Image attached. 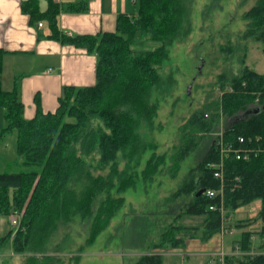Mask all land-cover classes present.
I'll return each mask as SVG.
<instances>
[{"label": "trees", "instance_id": "obj_1", "mask_svg": "<svg viewBox=\"0 0 264 264\" xmlns=\"http://www.w3.org/2000/svg\"><path fill=\"white\" fill-rule=\"evenodd\" d=\"M29 4L23 7L33 18L36 8ZM56 11L57 5H53L47 13L52 31L49 36L95 54L97 81L93 86L66 87L55 111L38 108L35 116L26 118L18 78L12 89L2 86L7 51L0 49V109L4 118L0 138L15 135L16 152L26 169L1 171L0 158V216L21 215L19 228L0 236V249L11 245L17 252L45 251L59 224L77 213L83 221H91V242L106 230L124 206L121 194L141 179L128 164L138 150L130 147L137 139L138 119L154 123L158 105L151 101V93L162 83L160 68L169 58V46L190 15L188 0H138L135 14L119 17L117 31L72 36L58 29ZM243 19V39L262 42L264 51V0H257ZM145 40L161 45L145 52L133 49L134 43ZM243 51L242 61L246 59ZM219 80L220 97L195 111L181 127L183 145L174 157L172 177L202 143L206 149L173 193V199L182 195L188 201L172 213V223L155 246L183 247L187 239L208 241L223 226L228 230L235 227L241 236L233 241L232 251L239 249L241 253H229L226 264H264V73L245 65L240 72L221 74ZM221 135L225 145L253 150L248 159L238 158L235 151L225 156L223 181L208 166L220 159L217 142ZM123 157L129 159L122 169L119 161ZM164 162L163 155L148 159L142 180L150 181ZM108 167V174H95ZM220 185L222 195H198L203 188L219 191ZM258 200L261 208L255 218L227 222L235 210ZM199 214L206 216L199 226L178 223L185 215ZM256 220L262 221L258 233L247 229ZM139 221L137 226L143 229ZM135 264H164V256L144 254Z\"/></svg>", "mask_w": 264, "mask_h": 264}, {"label": "rangeland", "instance_id": "obj_2", "mask_svg": "<svg viewBox=\"0 0 264 264\" xmlns=\"http://www.w3.org/2000/svg\"><path fill=\"white\" fill-rule=\"evenodd\" d=\"M256 2L188 0L189 18L175 42L169 46V58L160 68L162 83L151 93V101L158 105L154 123L149 124L137 117V139L130 147H137L138 150L134 148L136 153L128 164L131 165V171L140 175L141 179L135 187L121 194L125 197L124 206L112 218L106 230L91 242V221H83L77 213L72 220L59 224L45 251L17 252L11 245H5L0 249V264H135L144 254L162 255L164 264H193L191 258L185 260L177 248L155 246L161 239L162 231L172 223V213L179 211L177 208L188 201L182 195L173 199V193L182 185L190 170L197 166L206 149V143H202L182 161L180 170L172 177L174 157L183 145L181 127L195 111L202 110L207 103L220 97L221 74L232 75L240 72L245 65L264 73L262 42L244 40L242 37L246 27L243 14ZM159 45V41L145 40L142 44L134 43L132 47L145 52ZM243 49L246 50L244 61ZM10 71L7 64L3 74L4 87L12 80ZM221 117L222 127L225 120L223 115ZM3 126V110L0 109V131ZM15 140L14 134L0 138L1 171L26 170L21 166ZM225 146L229 148L230 145ZM161 155L165 162L160 165L159 172L150 181H143L141 173L148 159ZM128 159L121 158L119 167L123 169ZM109 170V167L104 168L95 171V174L106 175ZM221 185L217 189L223 191ZM254 211L253 208L248 209V212L243 211L237 218L254 214ZM13 215L0 216V236L11 228H19L21 215L15 212L17 225L12 221ZM205 219L206 216L201 214L185 215L178 223L199 226ZM139 220L142 221L140 224L143 229L137 226ZM253 225L254 232L258 233L262 222L256 220ZM240 236V231L227 233L224 244L228 248L233 247L232 241ZM258 238L256 236L255 240ZM220 252L210 253L209 260Z\"/></svg>", "mask_w": 264, "mask_h": 264}, {"label": "crops", "instance_id": "obj_3", "mask_svg": "<svg viewBox=\"0 0 264 264\" xmlns=\"http://www.w3.org/2000/svg\"><path fill=\"white\" fill-rule=\"evenodd\" d=\"M27 2L35 5L33 18L23 7ZM53 5H57L58 29L72 36L115 32L121 15L131 16L138 10V0H0V49L7 51L3 57L2 86L10 90L18 78L26 118L35 116L38 108L43 112L55 111L66 87L93 86L97 81L95 54L85 47L62 43L49 36L52 31L47 13ZM39 22H43V26L39 27ZM7 64L12 80L4 87L3 74ZM252 208L254 214L237 218ZM260 208L258 200L235 210L228 219L255 218ZM254 223L247 229L254 231ZM229 231L241 232L235 227ZM225 235L219 232L208 241L187 239L177 250L185 260L191 258L193 264H211L210 253L232 251L231 246L228 248L224 244Z\"/></svg>", "mask_w": 264, "mask_h": 264}, {"label": "built area", "instance_id": "obj_4", "mask_svg": "<svg viewBox=\"0 0 264 264\" xmlns=\"http://www.w3.org/2000/svg\"><path fill=\"white\" fill-rule=\"evenodd\" d=\"M39 27L43 26V22H39L38 24ZM68 35H72L71 33H68ZM50 70V69H49ZM245 139L242 137L240 138V141H244ZM218 146L220 148V153H221V156H220V159L214 163L212 162H209L208 163V166L210 168H213L214 169V176L216 178H218L219 180L223 181L224 180V159H225V156L230 152V151H235L237 153V157L238 158H244V159H248L249 157V153H251V151H253L251 148H242V149H235L234 147L232 146H229V148H224L226 147L224 142H223V137L222 135L220 136V138L218 139ZM218 192H220V194L222 195L223 191L222 189H220L219 191H217L216 189H207L205 191V193L207 194V196L209 197H214ZM211 208H215V207H211ZM222 212H224L223 209H221ZM13 215L12 217V221L14 224L17 225L18 223V220H17V217ZM221 234H227L229 233L230 231L227 229L226 226H223L222 229H221ZM232 252V251H231ZM230 252V253H231ZM234 253H241L239 251V249H236ZM229 253L228 252H220L218 254H215L214 256H211L210 258V263L211 264H226L225 262V258L226 256L228 255Z\"/></svg>", "mask_w": 264, "mask_h": 264}, {"label": "water", "instance_id": "obj_5", "mask_svg": "<svg viewBox=\"0 0 264 264\" xmlns=\"http://www.w3.org/2000/svg\"><path fill=\"white\" fill-rule=\"evenodd\" d=\"M205 192V189L203 188V189H200L199 190V192H198V195H201V194H203Z\"/></svg>", "mask_w": 264, "mask_h": 264}]
</instances>
